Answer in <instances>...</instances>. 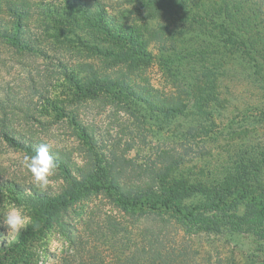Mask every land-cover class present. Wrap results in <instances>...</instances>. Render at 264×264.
Returning a JSON list of instances; mask_svg holds the SVG:
<instances>
[{"label": "rangeland", "instance_id": "obj_1", "mask_svg": "<svg viewBox=\"0 0 264 264\" xmlns=\"http://www.w3.org/2000/svg\"><path fill=\"white\" fill-rule=\"evenodd\" d=\"M10 1L30 7L23 41L49 57L0 46V89L10 90L21 109L10 125L37 146L49 143L51 154L65 163L71 176L101 173L123 191L157 189L179 178L220 184L240 158L252 157L260 171L251 189L264 198V81L252 62L248 68L226 63L222 75L210 73V67L209 78L198 77L189 91L186 82L204 70L202 62L194 59L173 67L183 73L178 80L162 67L161 55L174 57L191 47L189 37L184 40L175 33L183 30L186 15L168 16L167 4L178 11L181 2L196 0H156L158 6L138 0H88L89 14L64 10L63 0ZM96 5L103 7L108 26L130 36L133 46L87 24ZM90 44L114 53L92 50ZM55 60L95 88V76L101 78L97 93L78 94L70 82L52 74ZM34 88L66 116L45 106L33 95ZM24 155L0 141V182H7L0 186V221L11 205L29 210L26 195H56L65 187L58 169L47 190L35 187L22 165ZM172 225L158 216L136 220L104 195L87 194L60 212L50 228L18 248L0 251V264H130L138 228L141 233L167 228L162 246L172 247L173 254L180 250V264H264V240L242 234L184 237ZM4 229L0 242L15 235Z\"/></svg>", "mask_w": 264, "mask_h": 264}, {"label": "trees", "instance_id": "obj_2", "mask_svg": "<svg viewBox=\"0 0 264 264\" xmlns=\"http://www.w3.org/2000/svg\"><path fill=\"white\" fill-rule=\"evenodd\" d=\"M90 1L99 3V0ZM90 1L63 0V8L70 12L81 10L89 14ZM138 1L149 6L159 5L156 0ZM193 4L181 2L178 11L173 4V7L169 4L167 8L164 6L168 16L176 17L177 13L186 15L183 19L186 24L182 27L183 30L180 33L176 30L175 33L183 35L184 40L188 37L191 39V47L177 51L176 56L173 57L171 53L161 55L160 61L165 72L173 79H182L183 73H176L173 67H180L194 59L202 62L204 70L194 72V79L186 82L185 88L189 91L198 77L208 74L206 77L209 78L210 67V73L219 71L217 74L222 75L226 63L236 62L248 68L251 61L261 76L258 79L264 81V73L261 72L264 69V0H196ZM95 7L98 10L92 16L86 17L87 24L98 28L107 38L122 41L126 47L133 46L134 40L130 36L115 32L108 26V21L104 20L103 7ZM173 10L175 14L172 13ZM29 14L30 7L27 5L24 7L10 0H0V46L48 59V55L39 50V47H30L28 42L23 41L28 28L24 18ZM220 39H223V45L218 44ZM97 46L90 44V49L101 52L106 49ZM228 51L232 57H228ZM104 53L112 55L114 52L105 50ZM176 59V64H171ZM55 61L57 62L52 64L55 66L52 74H58L59 78L63 77L70 82L78 94L94 96L99 86L101 87V78L95 76L92 82V85H97L95 88L90 83H83L61 60ZM253 79H256L255 76ZM33 91V95L45 101V106L56 112L57 116H66L63 109L56 111L42 90L34 88ZM10 92L8 89H0V141L14 150L35 154L38 146L33 143V139L18 133L10 125L15 120L16 110L20 109ZM25 111L29 109L26 108ZM54 158L65 181V187L56 195H42L37 191L26 195L32 223L13 238L1 241L0 251L18 248L43 229L50 228L58 214L73 202L93 193L104 195L120 211L136 220L158 216L163 222L172 223L171 227L178 228L184 237L198 234L217 237L242 234L252 236L255 240H264V198L252 191L250 185L260 171L259 162L255 158H240L220 184L179 178L157 189L144 187L133 191L121 190L117 184L97 172L75 178L61 159ZM6 184L7 182H0V186ZM37 225L39 227L35 228ZM4 230L0 226V233L4 234ZM137 234L140 237L137 242L132 243L134 250L130 253V264H180L178 255L182 252L179 250V253L173 254L172 247L166 250L162 246L167 228H160L152 233H141V228H138Z\"/></svg>", "mask_w": 264, "mask_h": 264}, {"label": "clouds", "instance_id": "obj_3", "mask_svg": "<svg viewBox=\"0 0 264 264\" xmlns=\"http://www.w3.org/2000/svg\"><path fill=\"white\" fill-rule=\"evenodd\" d=\"M23 167L31 174L33 184L44 191L55 182L58 164L50 152L49 143H40L35 154H26L22 157ZM32 223L29 210L23 206L11 205L3 213L0 226L7 229V233L19 234ZM0 235H4L0 233Z\"/></svg>", "mask_w": 264, "mask_h": 264}]
</instances>
